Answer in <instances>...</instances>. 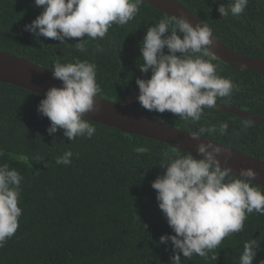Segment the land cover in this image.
I'll return each mask as SVG.
<instances>
[{"label": "trees", "instance_id": "1", "mask_svg": "<svg viewBox=\"0 0 264 264\" xmlns=\"http://www.w3.org/2000/svg\"><path fill=\"white\" fill-rule=\"evenodd\" d=\"M179 1L231 47L264 57V0H249L243 13L238 17L230 13L227 18L217 8L220 3L230 6L231 0ZM42 10L34 0H0V49L50 70L56 61L71 62L74 57L95 63L98 95L116 102L127 101L135 92L137 78H150L151 72L144 74L138 67L140 42L149 26L172 16L144 2L132 20L123 26L114 24L102 40L68 39L70 44L88 39L87 51L81 53L74 45L42 36L36 39L25 31L24 26ZM97 44L103 52L95 51ZM205 59L217 66L218 75L231 77L238 86L216 102L264 116V71L234 67L210 52ZM43 98L0 81V164L8 163L24 177L19 228L0 247V264H170L171 242L161 245L159 239L174 233L158 207L151 183L166 170L159 164L163 154L183 150L90 118L86 119L96 128L90 139L70 141L62 129L50 136V120L37 111ZM138 110L192 132L227 122L225 135L205 136L264 160V122L214 108H205L198 122L168 111L149 112L142 106ZM245 121L250 125L247 129ZM68 150L73 153L71 164H57L56 158ZM37 155L43 161L35 160ZM254 186L264 192L263 185L254 182ZM258 236L264 237V215L254 212L247 216L242 231L225 237L207 257L194 254L189 260L181 254V264H240L244 242ZM261 260L264 240L253 264Z\"/></svg>", "mask_w": 264, "mask_h": 264}, {"label": "clouds", "instance_id": "2", "mask_svg": "<svg viewBox=\"0 0 264 264\" xmlns=\"http://www.w3.org/2000/svg\"><path fill=\"white\" fill-rule=\"evenodd\" d=\"M142 3L144 0H34L35 6L43 10L24 28L36 39L51 38L85 53L88 39L74 44L68 43V39L86 36L102 40L114 24L123 26L132 20ZM248 3L249 0H231L228 7L220 3L217 11L222 18L230 13L238 17ZM201 23L193 25L184 16L166 15L147 28L140 42L138 67L144 74L151 72V76L135 81L139 90L136 99L147 111H168L186 121L198 122L204 109L212 108L218 97L238 90L231 77L218 75L217 66L205 59L213 44V34L206 23ZM103 50L100 44L96 45L95 51ZM52 75L62 82L61 86L50 87L37 107L38 113L50 120L48 134L62 129L70 141L77 137L90 139L96 128L85 114L96 111L94 98L101 91L96 64L78 57L66 63L56 61ZM228 127L227 122L201 126L190 136L199 140L208 133L225 135ZM243 127L250 125L245 121ZM196 152L195 156L184 151L172 155L165 152L159 164L166 170L151 183L158 207L174 233L159 239L161 245L171 242L170 264H181V254L189 260L194 254L207 257L225 237L243 230L249 214L264 215V192L254 186L255 170L241 168L239 176L233 175L232 169L222 167L219 159L223 155L227 162L231 152L211 141L199 142ZM72 156V151H65L56 163L70 165ZM34 159L43 161L38 155ZM23 179L16 168L0 164V247L19 228L22 208L18 202ZM261 240L264 237L258 236L244 242L240 264H253ZM259 264H264V260Z\"/></svg>", "mask_w": 264, "mask_h": 264}, {"label": "water", "instance_id": "3", "mask_svg": "<svg viewBox=\"0 0 264 264\" xmlns=\"http://www.w3.org/2000/svg\"><path fill=\"white\" fill-rule=\"evenodd\" d=\"M144 2L169 15L184 16L193 25L202 22L201 26H203L204 22L179 0H144ZM212 34L213 44L208 51L214 57L240 69L264 71V57L244 54L228 45L213 31ZM0 81L24 87L42 96H45L50 87H59L62 83L53 78L52 70L4 49H0ZM94 100L96 111L86 113V118L121 129L126 133L167 143L177 149L190 152L194 156L197 155L196 146L199 142L211 141L224 147L226 152H231V158L227 162L223 155L219 157L222 167L231 168L233 175L237 176L241 168H252L257 172L253 182L264 186L263 159L207 136L194 140L190 136L192 131L174 126L138 110L141 105L137 99L127 98L125 102H116L98 95ZM212 108L241 115L257 122H264V116L253 114L237 106L216 102Z\"/></svg>", "mask_w": 264, "mask_h": 264}, {"label": "rangeland", "instance_id": "4", "mask_svg": "<svg viewBox=\"0 0 264 264\" xmlns=\"http://www.w3.org/2000/svg\"><path fill=\"white\" fill-rule=\"evenodd\" d=\"M138 94H139V90H138V88L135 90V92L132 94V95H130L129 97H128V99H130V100H133V99H136V97L138 96Z\"/></svg>", "mask_w": 264, "mask_h": 264}]
</instances>
